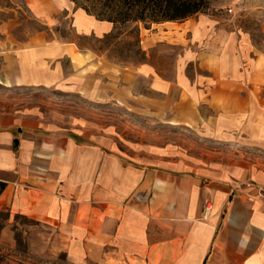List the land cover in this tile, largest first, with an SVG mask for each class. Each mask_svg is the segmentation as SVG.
Returning <instances> with one entry per match:
<instances>
[{
	"label": "crops",
	"instance_id": "crops-1",
	"mask_svg": "<svg viewBox=\"0 0 264 264\" xmlns=\"http://www.w3.org/2000/svg\"><path fill=\"white\" fill-rule=\"evenodd\" d=\"M71 5L25 0L46 25L65 8L78 35L116 30ZM160 24L176 29L143 34L139 24L146 58L136 65L40 31L17 45L0 30V84L128 104L148 118L236 138L256 156L188 164L167 152L126 155L113 137L55 132L31 110L0 112V212L58 231L54 243L81 264H264V202L247 184H264V51L246 61L234 35L223 37L203 15ZM163 40L183 47L172 76L149 58ZM190 61L205 75H190Z\"/></svg>",
	"mask_w": 264,
	"mask_h": 264
},
{
	"label": "rangeland",
	"instance_id": "rangeland-1",
	"mask_svg": "<svg viewBox=\"0 0 264 264\" xmlns=\"http://www.w3.org/2000/svg\"><path fill=\"white\" fill-rule=\"evenodd\" d=\"M200 15L210 19L213 28L223 37L233 34L246 61L253 54L264 51V0H214L206 11L193 17ZM56 17L59 21L46 25L28 11L25 0H0V30L6 31L17 45L40 31L48 39L75 40L81 47L94 48L121 64L136 65L146 58V54L143 58L139 52L140 47L146 53L141 44L140 28L137 40L131 31L132 23L116 25L113 35L97 38L76 34L72 27V14L67 9L58 12ZM167 27L176 29L175 24H152L149 27L142 25V32H161ZM189 47L193 50L200 48L196 44ZM148 51L150 61L165 75L172 76L183 47L163 40L156 42ZM187 69L190 75H205L194 61L188 63ZM138 85L143 87L141 81ZM27 110L35 112L42 124L55 132L68 128L113 137L120 142V149L126 155L132 154V149L140 157L149 151L154 156L167 152L169 159L202 164L217 159L226 161L241 154L250 157L257 154V151L241 148L236 138H217L183 125L148 118L135 112L128 104L90 100L77 92L51 87H6L0 84V112ZM57 234L58 231L46 224L22 215L9 216L1 211L0 264H81L65 246L54 243L58 239Z\"/></svg>",
	"mask_w": 264,
	"mask_h": 264
},
{
	"label": "trees",
	"instance_id": "trees-1",
	"mask_svg": "<svg viewBox=\"0 0 264 264\" xmlns=\"http://www.w3.org/2000/svg\"><path fill=\"white\" fill-rule=\"evenodd\" d=\"M75 7L99 20L114 25L134 24L132 32L139 39V24L149 27L166 21L181 22L206 11L214 0H70ZM113 35V32L104 37ZM143 58L145 53L141 51Z\"/></svg>",
	"mask_w": 264,
	"mask_h": 264
},
{
	"label": "built area",
	"instance_id": "built-area-1",
	"mask_svg": "<svg viewBox=\"0 0 264 264\" xmlns=\"http://www.w3.org/2000/svg\"><path fill=\"white\" fill-rule=\"evenodd\" d=\"M252 186L255 190V195L264 202V184L258 183H247Z\"/></svg>",
	"mask_w": 264,
	"mask_h": 264
}]
</instances>
